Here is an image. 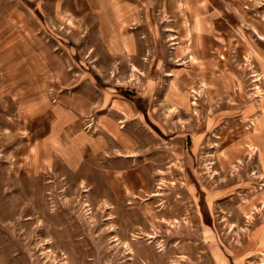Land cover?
Returning a JSON list of instances; mask_svg holds the SVG:
<instances>
[{
    "label": "rangeland",
    "instance_id": "1",
    "mask_svg": "<svg viewBox=\"0 0 264 264\" xmlns=\"http://www.w3.org/2000/svg\"><path fill=\"white\" fill-rule=\"evenodd\" d=\"M123 1L0 0V264H264V0L219 1L202 112L196 76L183 98L186 78L157 76L171 108H149L122 55L192 15Z\"/></svg>",
    "mask_w": 264,
    "mask_h": 264
},
{
    "label": "crops",
    "instance_id": "2",
    "mask_svg": "<svg viewBox=\"0 0 264 264\" xmlns=\"http://www.w3.org/2000/svg\"><path fill=\"white\" fill-rule=\"evenodd\" d=\"M219 1L220 0H181L184 11L186 10V12L192 15L188 24V36L186 37L182 38L179 34L178 36L167 37L164 40H160L154 36H152V38L141 37L134 42L123 37L122 55L132 53L135 60L143 62L144 68L138 67V70H140L141 73L144 72V75H146L148 79L145 82V86L142 87L143 92L140 91L137 92V94L147 95V97L143 99L144 101H148L150 104L149 108H155L157 105V101L155 100L156 97L154 96L160 95L162 98L163 93H165V97L161 99L160 104H164L165 106L168 104V92L170 89L173 90V86L171 83L165 87L164 84H156L155 80L157 76L161 75L169 76L170 80L177 76L186 78V84L184 85L181 83L180 88L175 90L182 98L185 95L188 96L191 91L190 88H192L188 86L189 80L187 77L196 76V85L205 82L204 85H206V87L204 89L200 90V86H198V89H195L200 98L197 97L198 106H194L193 104V107H196L198 112L204 110V107L201 105L202 102L204 103V97H206L209 102L210 99H214L218 96L219 88L217 85H222L223 79L220 76L217 56L221 48V43L215 36V31L225 30V28L219 26L220 19H222L220 14L224 12ZM124 3L125 1L123 0L122 3H120L122 9H124ZM146 3L147 0H139V3H136L133 7L136 11L138 10L146 14L151 10V0H149L148 4ZM118 40H120L119 37ZM125 41L127 43H125ZM126 44L130 46L127 47V49L125 48ZM261 57V59H263V55ZM191 60H196V68H191ZM148 65L149 69L147 68ZM153 66L156 67L153 69ZM117 100L118 99L113 98L110 105L113 106ZM179 101L182 103L184 102L182 99ZM167 106L170 105L168 104ZM133 107L136 114H142L141 110H138L135 105H133ZM169 108H171V106ZM177 109L183 110V107L177 105ZM121 114L125 115L123 113ZM146 115H149V111L146 112ZM144 116L145 114L143 113V117ZM204 125V120L200 121L197 125L196 141L200 140L205 133ZM200 126H202V128H200Z\"/></svg>",
    "mask_w": 264,
    "mask_h": 264
}]
</instances>
